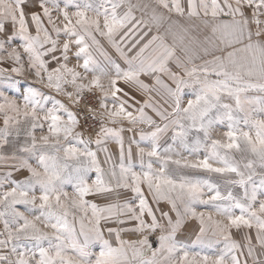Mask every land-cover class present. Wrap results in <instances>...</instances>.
<instances>
[{
    "label": "snow or ice",
    "instance_id": "obj_1",
    "mask_svg": "<svg viewBox=\"0 0 264 264\" xmlns=\"http://www.w3.org/2000/svg\"><path fill=\"white\" fill-rule=\"evenodd\" d=\"M0 264H264V0H0Z\"/></svg>",
    "mask_w": 264,
    "mask_h": 264
},
{
    "label": "rangeland",
    "instance_id": "obj_2",
    "mask_svg": "<svg viewBox=\"0 0 264 264\" xmlns=\"http://www.w3.org/2000/svg\"><path fill=\"white\" fill-rule=\"evenodd\" d=\"M142 2H147V0H142ZM137 15L139 16V13H137ZM161 31H163V29H161ZM24 83L25 82L23 80L20 81V84L21 85H24ZM13 91H16V90L14 89ZM43 91L46 92V93L48 92L47 89H44ZM9 94H12V93L10 92ZM57 98H59V97H57ZM47 106L50 107L51 104L49 103ZM127 135L128 134H126V139H127ZM137 139H138V137H137ZM142 146H144V145H142ZM110 147L112 148L113 151H117L118 150L117 146H115V145H110ZM203 154H204L203 152H200L198 154H194L192 156H189V159H196L197 158V155H199L200 157H202ZM184 155L185 156H188V153H184ZM101 160H103V157L102 156H101ZM191 175H193V176H199V177H204L206 174H204V173H191ZM14 178H23V177L22 176H14ZM199 210H204V209L203 208H198V211ZM180 238L182 240H184L185 242H187V236L182 235ZM192 238L194 239V237H192ZM189 250L190 251H193V252H201V251H204V252H207L208 254H213V252H214L213 249H209V248L203 247L201 245H191V244L189 246Z\"/></svg>",
    "mask_w": 264,
    "mask_h": 264
}]
</instances>
